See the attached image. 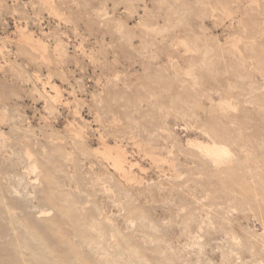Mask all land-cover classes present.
Here are the masks:
<instances>
[{"label":"rangeland","instance_id":"obj_1","mask_svg":"<svg viewBox=\"0 0 264 264\" xmlns=\"http://www.w3.org/2000/svg\"><path fill=\"white\" fill-rule=\"evenodd\" d=\"M0 264H264V0H0Z\"/></svg>","mask_w":264,"mask_h":264},{"label":"bare ground","instance_id":"obj_2","mask_svg":"<svg viewBox=\"0 0 264 264\" xmlns=\"http://www.w3.org/2000/svg\"><path fill=\"white\" fill-rule=\"evenodd\" d=\"M208 146H209V145H208ZM215 146H216V145H215ZM213 147H214V146H213ZM204 148H205V146H204ZM218 148H221V147H218ZM218 148L215 147V148H213L212 150L210 149V150H211L210 153L212 154V152H213L214 155H215L216 157H219V158H220V156L223 157V154H225L226 157H228L227 155L229 154V152L226 154V153L224 152V151H226V150L222 151V150H220V149H218ZM223 149H224V147H223ZM226 149H227V148H226ZM227 151H228V150H227ZM227 151H226V152H227ZM207 152H209V151H207ZM210 153H209V154H210ZM121 154H122V153H121ZM211 154H210V156H211V157H214V155H213V154L211 155ZM116 157H118V159H117L118 161L120 160L119 162H117V160H116V163H119V164L123 163V161H124V158H123V157H124V156H122V157H121V156H116ZM116 157H115V159H116ZM119 157H120L121 159H119ZM222 157H221V158H222ZM219 158H218V159H219ZM213 159H214V158H213ZM125 160H126V158H125ZM220 160H221V159H220ZM214 161H215V159H214ZM217 161H218V160H217ZM127 162H128V161H127ZM215 163H216V162H215ZM220 163H221V161H220ZM117 167H118V166H117ZM120 167H122V164L120 165ZM122 169H123V168H122ZM122 171H123V170H122ZM127 172H128V171H127Z\"/></svg>","mask_w":264,"mask_h":264}]
</instances>
